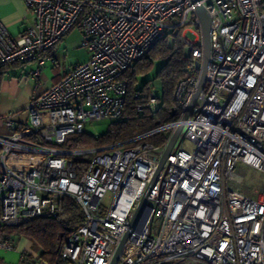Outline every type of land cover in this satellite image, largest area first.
I'll return each instance as SVG.
<instances>
[{"label":"built area","instance_id":"obj_1","mask_svg":"<svg viewBox=\"0 0 264 264\" xmlns=\"http://www.w3.org/2000/svg\"><path fill=\"white\" fill-rule=\"evenodd\" d=\"M30 18L12 37L0 20V67L35 63L78 26L79 47L89 58L67 69L25 106L24 127L0 133V250L14 246L3 229L36 217H56L64 196L83 213L82 223L59 235L57 257L67 264H110L123 235L136 253H120L115 264H264V191L240 192L234 172L240 162L264 171V0H22ZM210 17L205 80L188 119L186 110L199 70L180 79L174 99L178 120L125 141L66 149L69 136L86 132L97 119H123L128 94L125 72L159 39L181 30L186 55L201 60L203 40L195 7ZM191 32L194 40L185 34ZM136 110L155 115L152 88L134 91ZM8 113L5 123H15ZM181 126L176 144L147 195V211L130 218L153 174L169 135ZM167 132L164 145L145 138ZM36 134L33 140L24 136ZM9 152L34 154L25 170L6 165ZM93 154L79 171L73 158ZM111 193L108 207L104 197ZM127 195L125 201L123 196ZM159 220L156 235L151 222ZM124 245V247H125ZM124 249V248H123ZM37 258L20 257L18 264Z\"/></svg>","mask_w":264,"mask_h":264},{"label":"trees","instance_id":"obj_2","mask_svg":"<svg viewBox=\"0 0 264 264\" xmlns=\"http://www.w3.org/2000/svg\"><path fill=\"white\" fill-rule=\"evenodd\" d=\"M154 59L161 60V65L156 71V78L161 86V97L158 98V107L155 115L149 114L147 109L136 110V104L144 100L135 99L133 92V81L138 73L149 68ZM194 58L186 55L185 46L182 42L181 30L176 33H169L157 41V43L139 60L131 70L125 72L124 76L128 81V94L126 97V109L123 119L111 124L107 132L95 137L86 132L79 135H71L62 148L80 149L91 148L99 145L125 141L139 134L153 129L164 123L176 121L180 115L174 99V90L180 79L185 77L191 70L197 72ZM12 63L0 67V83L7 74L10 66L19 65ZM146 85L138 91H144ZM155 93V92H154ZM156 96V95H155ZM36 134L24 136L27 140H33ZM168 138L167 132H159L145 138L147 141L164 145ZM86 159L73 158L72 163L81 171ZM83 221V213L76 201L64 196L59 202V212L56 217H36L28 222L15 226L6 227L3 232L7 236L15 235L27 238L34 248L38 250V260L42 264H67L61 261L56 253L55 246L59 235H68ZM29 257L28 255H24Z\"/></svg>","mask_w":264,"mask_h":264},{"label":"crops","instance_id":"obj_3","mask_svg":"<svg viewBox=\"0 0 264 264\" xmlns=\"http://www.w3.org/2000/svg\"><path fill=\"white\" fill-rule=\"evenodd\" d=\"M25 17L30 18V15L22 0H0V20L12 37L17 36L25 28ZM56 45L44 53L45 61L40 65V73L37 76L33 77L30 75L34 65L32 63L30 64L32 67L30 70H27L25 64L10 66L7 74L3 76L0 83L1 134L21 130L24 127L23 123L28 120V114L24 110L28 101L44 92L66 71L55 73V67L52 62L55 60ZM41 69L47 72V79H49L44 86H40ZM8 113L15 115V123L11 126L7 125L4 120ZM13 236H9L11 240ZM12 244L14 246L13 249L0 250V264H18L22 254L37 258L33 264H39L38 250L32 246V243L27 238L16 236L15 243Z\"/></svg>","mask_w":264,"mask_h":264},{"label":"rangeland","instance_id":"obj_4","mask_svg":"<svg viewBox=\"0 0 264 264\" xmlns=\"http://www.w3.org/2000/svg\"><path fill=\"white\" fill-rule=\"evenodd\" d=\"M185 36L189 40H194L195 36L191 32H186ZM82 37L81 30L78 26L72 28V30L61 39L56 45L54 58L55 60L52 62L55 67V73H61L65 70L69 69L76 63H81L86 61L89 58V53L86 49L79 47V43ZM31 63L25 64L27 66V70L32 68L30 66ZM33 69H35L36 65L32 62ZM161 65V60L154 59L151 66L147 68L144 72L138 73L135 76V80L133 81L134 89L141 90L145 85L147 88H152L155 92L156 97L160 98L162 91L161 86L156 78V71ZM40 86H44L48 83L49 79H47V72L41 69L40 74ZM118 120L115 119H97L93 120L90 123L86 124V133L93 135L95 137L101 136L107 132L112 123ZM264 144V141H262ZM264 149V147H262ZM93 156V154L82 156L83 159H89ZM39 160V157L34 154L28 153H20V152H9L5 163L7 166L15 169V170H25L32 166H34ZM234 172L238 174L241 181L236 185V188L247 195L257 196L259 193L264 191V171H259L253 169L252 167L246 166L243 163H236L234 167ZM112 195L111 193H107L103 200V205L108 207L111 203ZM159 228V220L155 219L151 222V232L152 235H156ZM11 240V239H10ZM16 236L12 237L11 242L15 243ZM137 247L134 244H126L122 253L126 258H130L134 256L136 253ZM16 261V259H14ZM39 264H42L40 261Z\"/></svg>","mask_w":264,"mask_h":264},{"label":"water","instance_id":"obj_5","mask_svg":"<svg viewBox=\"0 0 264 264\" xmlns=\"http://www.w3.org/2000/svg\"><path fill=\"white\" fill-rule=\"evenodd\" d=\"M193 3H195V0H192ZM196 13L199 17L200 20V27H201V32H202V40H203V54L201 57V60H195L194 64H195V68L199 70V76H198V81L196 83V86L194 88V91L192 93L191 99L189 101V104L186 108V110L183 112V114L181 115L180 119L181 120H186L189 117L191 108L193 107L196 98L200 92V90L202 89L204 80H205V76H206V72H207V64H208V59H209V46H210V33H211V29H210V17L208 15V13L206 12V10L202 7V6H196L195 7ZM181 131V126L178 125L173 132L169 135V138L165 144L163 153L158 161V164L153 172V174L151 175L146 188L144 189L142 195L140 196L135 210L132 213V216L130 218V222H129V228L131 226H133V224L147 211L146 216H145V220H147L148 215H149V207L147 204V195L149 192L150 187L152 186L159 170L161 169V167L163 166V164L165 163L166 159L168 158L171 150L173 149V147L176 144L177 138L180 134ZM128 236V231L125 232V234L123 235L118 247L115 250V253L112 257V260L110 262V264H115L117 262V259L121 253V251L124 248L125 245V241L127 239Z\"/></svg>","mask_w":264,"mask_h":264},{"label":"bare ground","instance_id":"obj_6","mask_svg":"<svg viewBox=\"0 0 264 264\" xmlns=\"http://www.w3.org/2000/svg\"><path fill=\"white\" fill-rule=\"evenodd\" d=\"M127 195H128V194H125V195L123 196V201H125V199L127 198Z\"/></svg>","mask_w":264,"mask_h":264}]
</instances>
